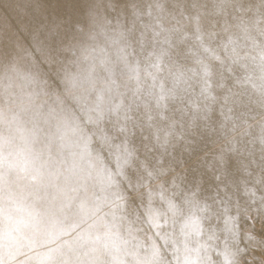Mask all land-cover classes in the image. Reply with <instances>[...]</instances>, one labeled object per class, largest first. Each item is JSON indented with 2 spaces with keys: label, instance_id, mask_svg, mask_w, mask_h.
I'll return each mask as SVG.
<instances>
[{
  "label": "bare ground",
  "instance_id": "obj_1",
  "mask_svg": "<svg viewBox=\"0 0 264 264\" xmlns=\"http://www.w3.org/2000/svg\"><path fill=\"white\" fill-rule=\"evenodd\" d=\"M256 219L264 0H0V264H264Z\"/></svg>",
  "mask_w": 264,
  "mask_h": 264
},
{
  "label": "rangeland",
  "instance_id": "obj_2",
  "mask_svg": "<svg viewBox=\"0 0 264 264\" xmlns=\"http://www.w3.org/2000/svg\"><path fill=\"white\" fill-rule=\"evenodd\" d=\"M33 182H34V181H33ZM249 215H251V214H249ZM248 220H249L250 223H253V222H254V218H253V216H252V215H251L250 217L248 216ZM255 228H256L257 230H259V231H264V226H262V225L260 224V222H259L258 219L255 220ZM249 255H250V250H247V252H246L244 258H245L246 260H248V259H249ZM243 260H244V259H243ZM249 260H250V259H249ZM253 264H255V263H253Z\"/></svg>",
  "mask_w": 264,
  "mask_h": 264
}]
</instances>
